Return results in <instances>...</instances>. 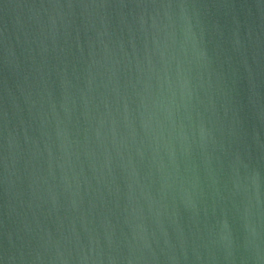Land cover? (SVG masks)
Segmentation results:
<instances>
[{"label":"water","instance_id":"1","mask_svg":"<svg viewBox=\"0 0 264 264\" xmlns=\"http://www.w3.org/2000/svg\"><path fill=\"white\" fill-rule=\"evenodd\" d=\"M0 264H264V0H0Z\"/></svg>","mask_w":264,"mask_h":264}]
</instances>
